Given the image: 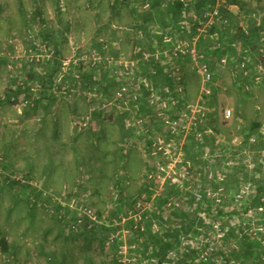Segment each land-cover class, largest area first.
Wrapping results in <instances>:
<instances>
[{
  "label": "rangeland",
  "instance_id": "rangeland-1",
  "mask_svg": "<svg viewBox=\"0 0 264 264\" xmlns=\"http://www.w3.org/2000/svg\"><path fill=\"white\" fill-rule=\"evenodd\" d=\"M120 1L123 2V0ZM135 1L132 0V3ZM226 1H228L227 4L231 7L230 10L235 14L233 21H237L241 29L248 28L251 20L255 25L263 21L264 0H240L237 3H233L230 0ZM36 6H39L38 8L42 10V13L30 14L29 11L35 10ZM26 12L32 15L33 20L37 21L41 37L56 49L57 58L50 63L48 71L55 64H58L62 70L61 74L64 73L65 66L63 62L74 56L90 52L93 49L91 46L93 41L94 49L97 51L101 50L100 44H104V47H106V44L108 45L106 47L107 52L105 53L111 57L104 56L101 51H98L105 58L99 63V65H103L99 67L95 76L92 75L88 80L85 77L83 79V85L88 84L89 87L94 88V94L97 93L99 95L97 98L94 97L95 109H98L97 106L103 102L100 96L103 98L110 97L119 87V78L122 77V74L119 68H117L118 66L115 61L122 58L135 57L138 48L137 39L150 45L158 44L157 46L161 50L165 42L163 39L162 44H160L159 39L156 38L157 34H162L160 22L148 24L147 31L152 30L153 33L147 36L143 32L144 29L141 28L142 18H139V20L134 18L130 12V8L127 6L121 5L114 9L112 0H38V2L34 0H0V51L6 47L7 39L10 36L23 37L24 22L30 16L26 15ZM38 17L40 18L39 20L37 19ZM78 19L85 26H80ZM43 24L45 25L43 26ZM177 24L178 22L175 26L172 24L167 29L171 30ZM180 25L188 27L187 23L184 22ZM228 30L229 34L234 33L231 24ZM47 35L50 37L49 39H46ZM165 36L171 38L168 32ZM262 36L264 37V34ZM157 40L158 43H155ZM225 40L230 41V36L228 35ZM141 41L139 43H142ZM55 43L58 47L54 45ZM166 49L169 48L167 47ZM211 49L214 48L210 45L202 46V50L206 53L207 58L211 56ZM244 49L243 46H238L232 53L229 51L223 54L220 53L216 61L217 67L215 70H212V78L205 83L203 76L198 72L196 62L191 60L183 62V68L181 67V69L182 73L184 71L185 85L182 92H180L176 83L174 88H171L167 86L165 80L161 82V76L169 74L171 76L172 73L171 66H169L171 61L165 59L164 56H162L164 58L162 63H158V67L152 64L141 67L138 71L142 76L149 79L153 92L162 94V97L166 98V104L168 102L170 109L167 108L162 119H159V116L155 114L153 106H147V104H153L154 99L148 100L147 98L143 100L146 106L143 115L148 116L150 122L142 128L134 125L129 119L128 112H122L117 108V104L113 105L114 108L111 111L104 112L107 116L106 119H108L109 115H112L113 119H115L120 114L126 123L122 121L106 122L103 124L105 126L103 130L94 135V150L90 153L85 152V158L87 159L85 168H88L90 163H94V204L92 205H94L97 211L106 215L108 226H121L112 236V238H117L120 242H112V240L106 239L104 243H101L100 238L94 241V237H86L83 233L85 230H68L62 225L61 221H57L54 213L43 205H31L34 209L32 210L33 213H30V209L25 203H17L14 196L17 195V199L28 198V193L31 189H42L53 194L68 197L73 196L68 195L67 186L70 187L69 185H66L61 190H48L42 185V182L28 179L23 172V165L21 164L18 166V171L11 172L8 175L9 181H4V184H13L12 180L14 177H22L26 181L23 182V185H17V191L8 190L0 192V232L9 235L13 248L9 259L0 251V264H114L113 258L115 253L121 254L120 257L123 259L124 264H136L138 258L133 249V240L139 238L136 234L131 235L129 229L126 227H122V224L127 220L126 214L119 212L121 217L117 221L112 222L108 220L117 213L119 207L126 210L127 206H130L133 209L134 204L137 203L140 208L135 212L134 210L136 209L133 211L131 209L128 220L131 219L133 223H137L139 215L136 213H140L143 220L144 218L146 220L148 216H152L155 222L160 223L162 217L158 218L155 216L152 209L158 210H156V214L163 215L166 214V208L165 206H160L159 208L153 206V200L160 194H163L162 192H174L177 187H179L181 192L167 196L166 201H171V198L173 200L184 199V194L188 195L186 196L187 198L192 197L191 200H194L196 206L200 205L198 202L205 203L204 198L212 200L214 205L215 203H221L224 188L222 185L215 187L212 182H207L206 176L211 179L215 178L212 181H216L220 178L219 176H222L221 173L224 170H228L227 166L230 165L231 158L227 157L221 149L225 148L228 141L230 143L238 142L241 139L240 127L242 126V116L245 118H259L264 121V38L256 50H252L248 46V54L245 59L247 62L243 66ZM207 52L210 53L209 56ZM223 57L226 58L225 62L222 60ZM259 57L262 58V61L250 65V61L256 62V58ZM211 58L209 59V66L212 67ZM112 60L113 63H110ZM0 61L3 64L1 75L3 82L0 84V89L5 90L7 86H14L17 78L16 75L19 77L18 80L26 79L29 76L34 79H42V71H44L45 65L28 63L25 60L11 61L8 58V62L13 64L11 69L7 64V59L0 57ZM158 69H161L163 75H160ZM89 72H92V70H88ZM106 72L110 78V84L119 83L117 87L113 88L110 95H105L99 91L101 90L102 82H105L102 77L105 76ZM155 74L158 76L153 79L152 75ZM13 75H15V83L9 85L10 78ZM251 76L254 77L255 81L250 79ZM248 79L252 83H248ZM206 88L210 89V93H207ZM87 91L91 90L87 89ZM204 92L208 94L209 101H202ZM164 93L167 95H164ZM79 97L80 100H84L88 104V107L89 104L91 105V102L88 100L89 96L86 94L76 97H54L48 104L43 103L41 100H38L37 103L43 106H51L50 110L52 113L56 112L53 107L55 103L62 105L69 110V114L72 116L71 106L76 103V99ZM214 98L216 99V104H219V110L216 111L217 113L209 116L210 112H214L215 110L212 101ZM29 106L28 104H21V108ZM86 107L83 104V113L81 112V115L85 114V111L88 109ZM160 108H162V105ZM226 108L232 111L229 117L225 114ZM199 109H202V111L199 112ZM79 111L77 114L80 113ZM42 114L45 115L43 110L40 111L39 116L41 117ZM202 115L204 116L202 117ZM200 117H202V121L199 119ZM167 119L176 121L173 125L175 126L174 128L171 124L166 123L165 120ZM197 120L200 121L202 128L207 129V133L213 131L210 127L212 123L222 130L221 133L215 134L217 140L216 146H211L212 148L209 146L203 147L198 143L192 145L189 142L188 136L196 129L194 126ZM75 121L76 119L74 120V125ZM129 131H131V134L125 139V143L123 134ZM42 134L41 136L47 137L53 134V131H44ZM201 134L199 136H202ZM59 136H61L60 131ZM187 143L188 146H186ZM102 147L108 148V151ZM187 147L194 149L198 159L197 165L192 166V170H190L189 165H193V161H186V159H190L186 152ZM44 150L45 147H42V156H44ZM120 150L126 155L127 160H122ZM30 151H28V154H30ZM154 151L157 152L154 153ZM247 152L249 155L248 159L252 158V163L262 160L261 152H257L256 150H247ZM42 156H39V153L37 154V159L41 163L44 159ZM85 158L83 154L80 160L85 162ZM58 160L63 163L51 166L53 163H56L50 162V166L43 168L42 172L53 183H57L58 181L59 185H61L65 182H60L63 176L57 174V172H60V169L64 167L63 164H65L66 160L64 161L59 158ZM22 161L26 162L25 159ZM48 170H50V174H47ZM152 174H157V179L155 181L156 184L153 186L152 200H150L144 191V186L148 182L150 183ZM251 176L252 174H250ZM122 182L124 183L120 186ZM253 182V179L250 178L246 184L244 183L245 187L240 191V198L253 189ZM156 205H158V202ZM225 207L228 209L234 208L236 207V203L235 201L232 202V198L229 197L225 199ZM200 215H203L202 210L200 211ZM244 216L245 214L234 215L231 221L233 231H231L228 238H224L223 234L218 231L219 244L226 245V250H229L235 242L238 244L243 236H250L254 240H261L264 245L263 234L259 233L261 230L264 231V229L262 227L258 228L255 222L251 224L250 228L246 227L244 232L237 231V228L239 230V227L241 225L244 226L246 223V220L243 219ZM224 218H226L225 215L219 218V220L222 222V220H225ZM232 226L227 225L226 227L232 228ZM144 228H146V225H144ZM187 238L190 240L187 245L194 244L199 246L204 241H208L205 233L200 236L192 234ZM211 247H214L216 252V243H211ZM217 254L210 253L208 259L205 260L207 264H226L224 259ZM214 257L216 258L215 260ZM150 262L151 264H157L156 259H150ZM249 264H255L254 260Z\"/></svg>",
  "mask_w": 264,
  "mask_h": 264
},
{
  "label": "trees",
  "instance_id": "trees-1",
  "mask_svg": "<svg viewBox=\"0 0 264 264\" xmlns=\"http://www.w3.org/2000/svg\"><path fill=\"white\" fill-rule=\"evenodd\" d=\"M113 1V8L115 9L117 6H127L130 8L131 14L139 20V18H142V25L141 28L144 29V33L147 36H150L149 34H152V30H148V24L150 23H156L160 22L161 24V31L162 34H157L156 38L159 39L160 44H162V40L164 35H167V32L171 35L172 40H191L194 36H199V40L197 43V48L202 49L203 45H210L214 49H211V56L209 58L206 57V60L208 64H210V58L212 67L210 66V70H215L217 67V59L219 58L220 53H225L227 51L233 52L235 47L232 46V43L235 42L238 46H243L245 49L248 48V46L251 47L252 50H256L258 48V45L261 41H263V34H264V18L263 21L260 22V24L255 25L252 20L251 24L248 26V28L241 29L237 23V21H233V17L235 14L229 10L227 7L221 6L220 11L222 13L223 19H227V23H223L222 21H218L211 26L207 28L206 32H200L198 28L203 27L208 20V16L206 15L207 10H213L215 5L217 4V0H153L151 7L152 8H143L144 0L138 1L132 3V0H112ZM169 1V2H168ZM233 3L238 2L239 0H230ZM261 1V0H260ZM132 3V4H131ZM131 5V6H130ZM151 9V10H150ZM193 11L195 17H198L195 19L193 16H191V12ZM38 14H41L40 10H37ZM207 19V20H206ZM178 22L177 26L175 28L167 29L169 26ZM187 23L189 24L188 27L184 25H180L181 23ZM232 25V28L234 29L233 34H229V27L230 24ZM180 25V26H179ZM228 26V28H227ZM219 31V36L221 39L225 38L227 39V36H230V41L227 40L230 45L225 46L224 50L222 52L218 51L214 47L215 39L211 38V35L215 33V31ZM167 31V32H166ZM50 37L47 35L46 39H49ZM141 41L140 39H137L138 48L136 50V55L141 52V50H156L159 48L158 44H146L144 41H141L142 43H139ZM158 43V40L155 42ZM56 47L58 45L54 44ZM163 48H166L168 46H171L170 42H164ZM153 46V47H152ZM236 47V49H237ZM142 48V49H141ZM58 50V54H59ZM208 53V52H207ZM104 55H107L104 53ZM210 53H208V56ZM184 54L179 53L178 57L179 60L183 58ZM256 62L250 61V65H254L256 63H259L262 61V58H256ZM184 61L188 62L189 59L187 57L184 58ZM247 62V61H245ZM59 63V62H58ZM151 62H146V64H150ZM103 64H98L94 66L93 72L90 74H86L83 76V78L91 77L92 75H96L97 70L99 67ZM155 67H158V64L154 65ZM183 68V66H182ZM160 75H163L161 69H158ZM61 67L58 64H55L50 71L49 75L45 76L43 79H39L43 82L52 84L55 82V78L57 75L61 72ZM182 71L178 70L177 75L169 76V75H163L162 81H166L167 86H170L171 88L174 87L175 83L180 87V91H184V85H185V78H184V71L183 75L181 74ZM71 72L66 73V80H71ZM158 75L155 74L152 75V78L155 79ZM150 77V76H149ZM251 76L250 79L252 81H255L254 77ZM248 83H252L249 81ZM105 82H102V87L99 90L100 92L104 93L105 95H110L113 91L114 87H117L119 83L110 84V78L108 76V73H105V76L103 78ZM15 85V84H14ZM14 86L8 88L7 91V98L8 100H11V97L13 95L17 96L25 91H23L20 87L15 89ZM115 90V89H114ZM165 92V91H163ZM248 93V92H247ZM246 93V94H247ZM164 95H167L164 93ZM150 96V92L146 93V97L148 98ZM162 97V94H161ZM163 98V97H162ZM203 102L209 101V96L203 94ZM215 110L214 112H210L209 116L217 113L216 111L219 110V104H216V99L213 100ZM144 109L146 107L144 106ZM105 115L102 111L99 112V115ZM97 122V119H96ZM242 126L240 127V135L242 136L241 139L238 142H231L234 144H231L229 141L226 144L225 148L223 147L221 150L225 152L227 157L231 158L230 165L227 166L228 170H224L222 172V176H219L216 181H212L215 178H208L206 176V180L209 183H213L215 187H218L219 185H222L223 189V196L221 197L222 202L221 203H214L212 200H207L204 198L205 203H199L200 205L196 206V203H194V200H191V198H187L184 195V199H177L173 200L171 198V201L165 200L166 197L172 194H178L181 192L179 187L177 189L175 188L174 192L168 193V192H162L163 194H160L157 196L156 199L153 200V206L159 208L160 206H165L166 208V214L158 215L156 214V210L152 209V212H154V215L159 217H162V220L160 223L155 222L154 218L152 216H148V218L145 220L142 219L138 222L137 227H135V224L133 223V220L127 219V221L122 224V227H126L129 229L131 235L136 234L139 239L133 240V249L136 253V257L138 258L136 261V264H151L150 259H156L157 264H207V262L201 257V253L204 251H207L211 254L218 253L217 255L224 259V262L226 264H249L251 261L254 260L255 264H264V256L262 257V253L264 250V245L261 240H254V238L250 236H243L240 239V242H235L233 246L230 244L229 250H226V245L219 244L220 238L217 236L218 231H220L224 238H228V236L231 234V231H233V226L231 224V221L233 220L234 215L236 214H245L243 217L244 220H246L245 225H241L239 227V230L237 228L238 232H244L246 227H251V224L253 222L256 223V226L262 227L264 229V121L259 118H245L242 116L241 118ZM201 123L197 120L196 129L190 133L188 136L189 142L192 143V145L198 143L203 147L209 146H216L217 140L216 135L221 133V129L217 127V125L213 124L210 126L212 128L211 133L206 132V128H202ZM200 131V132H199ZM202 131V132H201ZM202 133V134H201ZM201 134L202 136H199ZM188 142V143H189ZM188 143L186 146H188ZM186 152L188 154V157L190 159H186V161H193V165H189L190 170H192V166L194 167L195 164L197 165V157L196 153L194 152V149L191 147L186 148ZM213 150V149H212ZM247 150H256L257 152H261L262 160L260 162H253L252 158H249ZM226 157V158H227ZM245 157V158H243ZM243 158V159H241ZM2 159V158H1ZM3 160V159H2ZM188 163V162H187ZM251 163V164H250ZM252 167V168H251ZM252 172V173H251ZM250 174L252 176L250 177ZM151 181L148 184H145L144 191L147 193L148 199L152 200V194L154 185L156 184L155 181L157 179V174L151 175ZM253 179V186L249 192L239 197L240 191L243 187H245V184L248 182V179ZM9 176L0 173V182L9 181ZM210 179V180H209ZM13 184L16 185H23V182L20 180L13 179ZM245 183V184H244ZM244 184V185H243ZM220 187V186H219ZM36 191V190H34ZM231 197L232 202L235 201L236 207L228 209L225 207V199ZM240 198V200H239ZM28 204L30 205L31 209H34V207H31V205H34L28 196ZM197 199V198H196ZM157 200V201H156ZM198 200V199H197ZM214 201V200H213ZM158 202V205L156 203ZM172 202L171 204H169ZM240 202V203H239ZM169 204V206H168ZM130 205V204H129ZM134 208H130V206H127V209L124 210L121 207L118 208L117 213L114 214V216L111 219H108L112 222L117 221V219L120 218L119 212L125 213L126 216L129 217V213L132 209H134V212L137 211V209L140 208L137 203L134 204ZM189 205V206H185ZM124 210V212H123ZM128 210V211H127ZM160 210V209H159ZM202 210L203 215H200V211ZM158 211V210H157ZM100 216H103L101 212L98 211ZM120 215V216H119ZM151 215V214H150ZM223 215L226 216L224 218L225 220H222V222L219 220ZM56 216V215H55ZM106 216V215H105ZM145 216V215H144ZM57 217V216H56ZM57 221H60L57 217ZM219 224V229L216 227V225ZM109 224H97L92 228H85V231L83 233L86 235V237L93 238L94 241L96 239H99L101 243H104L106 239L112 240V242L119 241L117 238H112L113 234L116 233L121 226H108ZM142 225H146V228L142 229ZM232 226V228H227L226 226ZM233 225L235 226L234 222ZM240 225V223H239ZM205 233L207 236L208 241H204L203 244L197 246L194 244L189 245H182L183 241L187 239L190 235H197L200 236L201 234ZM263 234L264 239V231L261 230ZM213 234V235H212ZM214 239V242H213ZM211 243H216V252L214 247H211ZM240 247V248H238ZM183 248V249H181ZM12 245L10 242V237L4 232H0V251L6 258L9 259V256H11L12 253ZM174 252L176 254H174ZM121 254L114 255L113 262L114 264H124L123 259L120 257ZM216 258L214 257V260ZM234 263H233V262ZM213 262V261H212Z\"/></svg>",
  "mask_w": 264,
  "mask_h": 264
},
{
  "label": "built area",
  "instance_id": "built-area-1",
  "mask_svg": "<svg viewBox=\"0 0 264 264\" xmlns=\"http://www.w3.org/2000/svg\"><path fill=\"white\" fill-rule=\"evenodd\" d=\"M151 2L152 0H144L143 8H150ZM238 2H240V0ZM227 3L228 1L226 0H217V4L215 5L214 9L207 10L206 12L208 20L206 21L205 25L198 28V30L200 32H206L209 26L218 21L227 23L228 20L226 18L223 19L222 13L220 11L221 6L227 7L229 10L231 9ZM190 14L195 19L198 18L195 17L193 11ZM37 19L39 20L40 18L38 17ZM258 24H260V22H258ZM44 25L45 24H43V26ZM218 36L219 31L216 30L215 33L211 35V38L215 39L214 47L218 51L222 52L224 47L230 45V43H228L225 38L221 39ZM163 39L165 42L171 43V46H168L169 49H166V47L162 48V50L159 48L152 51L141 50V52L135 57H129L127 59L122 58L115 61L118 66L117 68H119L122 74V77L119 78L120 85L110 97L103 98L100 96L103 102L97 107L101 113L102 111H111L114 108L113 105L117 104V108H119L122 112H128L129 119L134 125L142 128L145 124L150 122L148 116L143 115V112L146 110L144 109L145 102L143 100L147 98L146 93L150 92V96L147 99L154 100L153 104H147V106H153L155 109V114L159 116V119H162L167 108H169L168 102L166 104V98H162L160 93L153 92L149 79L142 76L138 71L141 67L148 66L146 62L152 61V63H150L152 65H156L158 63L161 64L162 60L164 59L162 56H164L165 59L171 61L169 64L172 70L171 76L177 75L178 70L182 71L181 67L183 62H185L184 58L187 57L189 60L197 63L198 72L203 76L204 83L211 80L213 74L206 60V53L202 49L197 48L199 36H194L191 38V40L181 39L173 41L172 38L167 36H165ZM232 46L236 49L237 44L233 42ZM179 53L184 54L181 60H179L180 57H178ZM244 53L245 54L243 56L242 62L243 66L245 65L248 49H244ZM0 57L7 59V64L11 69L13 64L8 62V58L11 61L25 60L28 63L45 65L42 75H47L48 66L55 60V58H57V55L56 49L51 44L46 42L39 34L37 21L31 20L29 21L26 30L23 31L22 38L12 35L7 39L6 47L0 51ZM104 59L105 58L102 56V54H100L94 48L86 54L69 58L63 62L65 66L64 73L61 74L60 72V75H57L55 82L52 84L43 82L39 79L31 78L30 76L26 79L18 80L19 77L16 75V83L13 88L17 89L20 87L25 92L17 96L13 95L11 100H8L7 94L5 95L3 93L4 95L1 97V99L9 101L18 109H22L21 104L32 105L38 100L48 104L51 102L52 98L59 96L76 97L81 94H86L89 96L88 100L93 102L94 97L97 98L99 95H97V93L94 94V89L93 91H87V89L83 88V74L85 72L88 73V70L94 69V66L98 65ZM222 60L225 62L226 58L223 57ZM110 63H113V60ZM68 72H71L72 74L70 81L66 80V73ZM177 86L179 87V84ZM206 91L207 93H210L209 88H206ZM207 93L204 92L205 95H208ZM161 105L162 108H160ZM198 111L200 112L202 109H199ZM231 113V109H225V114L227 117H229ZM202 117L199 118L201 121ZM92 120L93 114L90 110L88 113L80 115L77 118L75 121V126L77 130L82 131L91 125ZM165 121L166 123L171 124L173 128L175 127L173 125L176 123V121H170L168 119ZM156 152L157 151H154V153ZM14 179L20 180L22 182L26 181L22 177H14ZM29 198L33 204H39L47 207L52 213H54V215L59 218L62 225L70 231H77L79 229L85 230L86 227L92 228L94 224H107L105 215L100 216L93 205L77 195L68 197L53 194L47 190L38 189L36 191H31ZM169 204H171V202ZM136 214L139 215V220L137 223L134 222L135 227H137L138 222L143 219L140 213ZM126 217L128 219V216ZM216 227L219 229V224H217ZM142 229H144V225H142ZM188 239L189 238L184 240L183 245H187V243L190 242ZM174 254L176 253L174 252ZM209 256L210 253L207 251L201 253V257L204 260H207Z\"/></svg>",
  "mask_w": 264,
  "mask_h": 264
},
{
  "label": "crops",
  "instance_id": "crops-1",
  "mask_svg": "<svg viewBox=\"0 0 264 264\" xmlns=\"http://www.w3.org/2000/svg\"><path fill=\"white\" fill-rule=\"evenodd\" d=\"M34 1L38 2V0ZM38 7L39 6H36L35 10H32L31 12L29 11V13H37V10H40L42 13V10ZM29 13L26 12L25 14L30 15ZM32 18V15L26 18L23 31H25L28 27L29 21L33 20ZM78 21L80 26H85L81 20L78 19ZM93 43L91 45L92 48H94ZM103 45L104 44H100L101 50L99 49L98 51H101V53L104 55V53L107 52L106 47H108V45L106 44V47ZM107 56L109 55L107 54ZM2 69L3 64L2 61H0V84L3 82V79H1ZM86 74L88 73L85 72L83 76ZM44 77L45 76L43 75L42 79ZM103 78L104 77H102V79ZM14 83L15 76L13 75V77L10 78L9 85ZM8 87L10 86H7L5 90L0 89V96L3 93L5 95L7 94L6 90ZM83 88L90 89L91 91L94 89L89 87L88 84L85 86L83 85ZM55 104L53 107L56 112L52 113L50 110L51 106L48 105L43 106L37 103L30 105L27 108L18 109L17 107L10 104L9 101L5 102V100L0 98V173L9 175L11 172L18 171V166L22 164L23 172L28 179H35V181L38 180L42 182V185L48 190H61L64 189L66 185H69L70 187L67 186V190L69 191L68 195H77L92 205L94 204V163H90L89 167L85 168L87 165L85 152L90 153L94 150V135L103 130L105 127L103 126L104 123L122 121L124 123L126 122L120 116V114H118L115 119H113L114 117L112 115H109L108 119H106V115H99L100 110L94 109V101L91 102V105L89 104L88 107V104L84 102V100H80V97L77 98L76 103L72 104L71 106L72 116L69 114V110H67L65 107ZM83 104H85V106H87L86 108H88L85 111V114L90 110L92 111L93 120L88 128L79 131L74 125V120H77V118L81 115ZM42 110L45 115L42 114L40 117V111ZM78 110H80L79 114H77ZM58 129L61 136H59ZM44 131H53V134L47 137L41 136L43 135L42 132ZM130 134L131 131L123 134L124 142ZM42 147H45L43 152L44 156H42L41 153ZM102 148L108 151V148ZM28 151H30V154H28ZM120 152L122 155V160H127V157H125L126 155L123 154L121 150ZM38 153L39 156L41 155L42 158H44L42 163L37 159ZM83 154L84 158L86 159L85 162L80 160V158L83 157ZM58 158L64 161L66 160L65 164H63L64 167L60 169V172H57V174L63 176V179L60 182H65L61 185H59L58 181L57 183H53L50 178L47 175L45 176V174L42 172L43 168L50 166V162L56 163H53L51 166L63 163L60 162ZM23 159H25L26 162H23ZM53 159L54 161H52ZM49 172L50 170L47 171V174H50ZM123 183L124 182L120 183V186ZM8 190L17 191L18 187L16 184L6 185L4 182H0V192ZM31 191H34V189H31L30 192ZM30 192L28 193V196ZM17 198L18 196L15 195L14 199L17 201V203H25L29 207L30 213H33V209L30 208L26 197L24 199Z\"/></svg>",
  "mask_w": 264,
  "mask_h": 264
},
{
  "label": "bare ground",
  "instance_id": "bare-ground-1",
  "mask_svg": "<svg viewBox=\"0 0 264 264\" xmlns=\"http://www.w3.org/2000/svg\"><path fill=\"white\" fill-rule=\"evenodd\" d=\"M169 2V1H168ZM207 20V19H206ZM45 40V39H44ZM153 47V46H152ZM142 49V48H141ZM210 67V66H209ZM247 71V70H246ZM255 72V71H254ZM159 73V72H158ZM161 73V72H160ZM170 73V72H169ZM246 75V74H245ZM248 75V74H247ZM155 76V75H154ZM174 88V87H173ZM98 90V89H97ZM175 94V93H174ZM180 109V108H179ZM203 116V115H202ZM162 149V148H161Z\"/></svg>",
  "mask_w": 264,
  "mask_h": 264
}]
</instances>
